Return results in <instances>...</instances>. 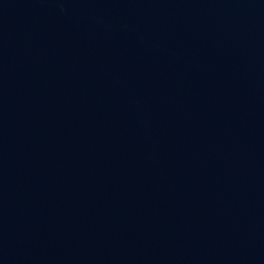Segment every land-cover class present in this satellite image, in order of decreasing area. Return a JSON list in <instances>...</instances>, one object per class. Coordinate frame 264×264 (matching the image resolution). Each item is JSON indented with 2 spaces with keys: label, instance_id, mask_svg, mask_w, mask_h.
<instances>
[{
  "label": "water",
  "instance_id": "1",
  "mask_svg": "<svg viewBox=\"0 0 264 264\" xmlns=\"http://www.w3.org/2000/svg\"><path fill=\"white\" fill-rule=\"evenodd\" d=\"M0 264H264V0H0Z\"/></svg>",
  "mask_w": 264,
  "mask_h": 264
}]
</instances>
